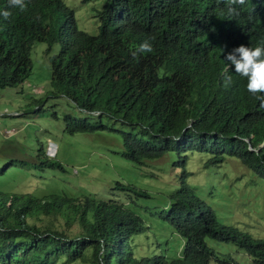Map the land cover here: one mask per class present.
<instances>
[{
    "label": "trees",
    "instance_id": "16d2710c",
    "mask_svg": "<svg viewBox=\"0 0 264 264\" xmlns=\"http://www.w3.org/2000/svg\"><path fill=\"white\" fill-rule=\"evenodd\" d=\"M7 1L0 0V11ZM150 1L93 5L96 32L79 27L75 10L64 0H26V10L11 9L8 20L0 16V88L14 87L25 104L36 102L37 108L28 112H34L36 122L46 117L44 128L61 120L69 134L115 132L122 156L149 176L170 182L159 195L110 174L113 184L100 188L113 189L105 196L0 189V264H241L240 252L253 263H264V240L224 222L209 203L224 190L216 192L212 180L208 196L205 189L198 191L205 180L190 176L235 156L250 176L264 178V154L250 149L245 138L251 133L253 142L264 137V118L254 101L246 98L222 112L234 85L223 82L228 33L208 40L210 28L222 22L219 7L167 0V9L154 19L145 13ZM122 2L133 14L128 12L129 20L115 28L109 23L118 16L109 11V3ZM230 29L262 35L245 18L232 21ZM151 36L153 51L133 58L131 51ZM38 41L46 43L48 81L32 76ZM56 41L61 46L50 54ZM46 97L52 99L48 107ZM15 134L7 140L34 160L14 156L0 166V174L13 163L40 173L65 168L45 153L44 142L29 148L20 136L12 139ZM167 153L172 175L162 174L158 166L157 159L164 160ZM189 162L194 171L186 168ZM165 227L169 234L161 235Z\"/></svg>",
    "mask_w": 264,
    "mask_h": 264
},
{
    "label": "rangeland",
    "instance_id": "374dc122",
    "mask_svg": "<svg viewBox=\"0 0 264 264\" xmlns=\"http://www.w3.org/2000/svg\"><path fill=\"white\" fill-rule=\"evenodd\" d=\"M64 1L75 10L79 27L89 29L91 32L97 31V20L92 6L98 8L100 0L89 3H84L83 0ZM45 47V42L38 41L32 50L34 63L32 76L48 81L50 68L44 54ZM58 47L59 44L55 42L51 52H56ZM12 88L14 87L0 88V166L14 156L34 160L33 156L20 152L21 146L7 140L6 137L16 132L11 138L16 140L20 136L29 148L30 146L35 148L38 140L44 142L45 153L48 156H56L64 163L65 168L63 170L53 168L40 173L35 168L25 171L23 166L18 167L15 166L16 163H13L7 167L6 172L0 174V189L29 191L37 195L61 191L67 195L96 192L105 196L107 191L112 192L113 189L106 191L100 188L103 184L108 186L113 184L110 175L124 182L146 187L152 190L151 193L158 195L169 186L170 182L163 181L162 177L158 180L154 176H149L144 169L122 156V142L115 132L101 129L69 134L63 131L61 120H54V123L50 122L49 126L44 128L46 117L43 116L41 120L38 119L39 122H36L32 117L34 112H28L29 109L35 110L38 104L35 101L34 104H25L20 94ZM51 100V98H45L46 107L52 104ZM78 137L81 139L79 140ZM164 156V160L157 159L160 171L162 174L172 175L174 173L171 165L172 156L169 153ZM194 158L204 163L200 157L194 156ZM148 166L154 167L153 164ZM186 168L194 171L191 162L187 163ZM180 170L181 168H178L176 172ZM152 174L156 175L155 172ZM167 175L163 176L167 178ZM190 176L196 181L205 180L198 186V191L205 189L206 195H208V183L212 180H215L214 183L217 184L216 192L224 190L215 197H211L209 203L225 222H235L249 230L253 236L264 237V178L257 175L250 176L247 168H244L235 156H227L225 162L218 167H202L200 171H195ZM237 180L240 181L238 184L235 183ZM153 185L158 188L152 187ZM226 195H231L228 198L233 199L232 203L227 201ZM243 198L245 200H242ZM233 202H240L242 205L237 208ZM257 209L258 212H256ZM161 231L162 233L158 231L161 235L169 234L168 227L162 228ZM243 256L244 253L240 252L237 259L244 261Z\"/></svg>",
    "mask_w": 264,
    "mask_h": 264
},
{
    "label": "clouds",
    "instance_id": "9594fccd",
    "mask_svg": "<svg viewBox=\"0 0 264 264\" xmlns=\"http://www.w3.org/2000/svg\"><path fill=\"white\" fill-rule=\"evenodd\" d=\"M100 1V6H102L104 0ZM192 2L195 4L200 3L201 6H206L208 9L214 6L219 7L218 15L222 22H219L215 27L210 28V37L208 39L210 42L218 36L228 33V42L231 46L226 51L227 63L225 64V70L223 73V82L225 87H229L233 82L234 91L230 98V104L225 107L222 112H226L232 107L239 106L246 98H249L254 101V108L257 109L258 116L264 118V0H192ZM7 4L8 7L3 11H0V16H3L5 20H8L11 17V9L24 11L27 8L26 0H8ZM67 6L70 9H73L68 4ZM109 6H112L109 11L118 16L117 19L109 23L115 28L127 19L129 20V14H133V11H128V14L126 8H124L123 2L118 5L109 3ZM135 9L138 10V8ZM166 9L167 0H151L149 5L145 8V13L155 19L158 13ZM238 18L247 19L252 25H255L256 28L260 29L262 35L252 36L243 31L230 29L231 22ZM225 25L227 28H225ZM204 34H207V31ZM153 39H155L154 36L145 39L134 50H132L131 55L133 58L138 57L143 53L152 52L153 47L150 41ZM57 43L59 44V49L61 44L59 42ZM51 51L52 47L50 54H55L57 52L52 53ZM228 70L233 74V81L232 76L228 74ZM252 136L253 134L251 133L250 137ZM250 137H245L249 143V148L256 150L257 153L264 154V151H259L264 147V137L257 142L251 141ZM242 166L247 168L244 165ZM233 224L250 232L237 223ZM256 238L264 240V237ZM242 253H244V261L237 259L238 262H241V264H257L252 262L253 258H251L246 252Z\"/></svg>",
    "mask_w": 264,
    "mask_h": 264
}]
</instances>
